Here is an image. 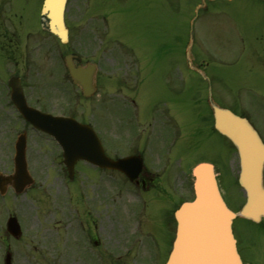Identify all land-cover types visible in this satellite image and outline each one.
<instances>
[{"label": "flooded vegetation", "instance_id": "af4514ba", "mask_svg": "<svg viewBox=\"0 0 264 264\" xmlns=\"http://www.w3.org/2000/svg\"><path fill=\"white\" fill-rule=\"evenodd\" d=\"M115 1H119L123 6L131 7L134 0ZM136 1L141 3L140 6H136V9L137 12L139 9L137 19L142 25L141 42L137 48L128 38L125 26L121 22L119 24L118 18L121 21L123 19L117 17L111 12V9L107 12L104 8V13H94L92 9L96 8L95 0H69L66 24L69 28L70 43L66 54L72 53L77 56L74 60L77 67L89 68V65H94L97 69L93 73L91 66L89 68L93 77V94L86 97L83 89L65 73L63 44L52 37L43 24L41 16L43 0L40 2L37 0L34 2L0 0V139L7 151V154L2 155L0 159V168L4 170V175H12L15 171V126L17 121L23 122L21 131L27 134V139H31L35 134L33 126L18 114L14 103L11 83L16 84L18 80L30 106L54 115L64 114L73 118L83 115L85 117L82 116L83 123L87 124L91 123L84 110L90 106H100L101 104L105 109V115L107 113L105 123L109 124V110L111 112L112 101L119 99L135 115L138 125L147 127L148 147L133 146L127 154L115 153L112 156V148H115L117 144L111 140H117L119 135L115 137L109 129L102 128L98 134L104 138L103 145L106 155L118 159L124 155H140L141 152L143 154L148 151L154 153L155 159L151 162L153 167L150 169L145 165L133 184L145 191L147 195L154 194L157 200H160L161 195L164 194L171 202V194L166 193L162 187L163 182H174L180 179L178 169L172 173L169 166L171 162L169 157L171 154V133L177 134L178 132L171 119V106L169 105L170 110L161 111L157 103H154L143 113L145 105L143 90L148 84L149 77L154 79L158 73L155 66V57L160 51L155 35L158 9L156 0ZM179 1L181 0H171V9H174L175 4ZM202 1L199 0L194 6V12ZM100 2L110 6L114 0H101ZM190 2L191 0H189ZM72 7L79 10L83 8L84 11L77 16ZM199 17L201 18L199 31L193 34L194 41H197L198 44L196 43L197 47L195 45V48L192 49L193 56L202 57L198 66L205 70L207 66L205 62L208 57H223L226 52L231 53L232 57V69L229 71L217 69L208 74L205 70L210 78L209 82L215 100L239 115L247 117L261 133H264V120L263 125L259 122V117L264 114V111L259 110V107L262 109L264 106V2L262 0L208 1L207 5L199 12ZM86 20H89L90 23L94 22V25L87 28L90 33L83 36L80 25ZM191 23L192 17L188 18V25H192ZM98 28L103 29L105 40L100 35L101 33H99L101 39H98L95 34L93 35L92 32L97 33ZM115 34L119 35L120 40L114 41V38H117ZM142 35L147 43L143 42ZM84 40L88 43L86 50L91 51L89 55L82 53L80 48H75L82 45L81 41ZM223 40H231L233 48L222 49ZM107 41H109L112 52L111 46L116 45V55L120 58L118 65L114 64V67L120 71V73H116L117 76H113L111 73L113 65H108L111 58H108L107 55L112 52L108 50L107 55L103 53V46L107 44ZM72 44L74 47L71 46ZM167 52L173 54L175 50L168 48ZM102 62L107 63L105 74H102L104 69ZM115 62L117 61L115 60ZM114 77L117 81L113 83L115 89L112 90L111 79ZM167 81L171 82L170 76L167 77ZM63 83H66L67 88V100L64 104L69 106L70 112L59 111L56 108L46 109L38 93L41 92L48 98H63L61 93V84ZM205 83L207 86L208 81ZM205 89L202 105L205 109L203 121H206L209 116H213L208 104L209 91L208 88ZM256 95L260 99L259 103L254 100ZM74 99L77 100L75 105H73ZM54 102H61V100L56 99ZM116 121L122 124V119L117 118ZM110 127H112L111 124ZM211 133L217 135L213 129ZM38 134L37 137L40 141L36 146H31L28 139L26 152L28 166L35 180L42 179L45 170L50 175V170L54 168L62 183L65 184L66 191L62 194L63 206L59 204L57 208L59 212L61 209H66L71 213L66 215H70L72 224H69L68 228L66 225H61L59 241H63L64 248H75L74 264H91L92 262L93 264H110L113 257L116 261L123 257H129L126 252L129 246L136 249L135 255L138 248L143 247V260L144 262L150 261L158 248L159 235L169 248L174 233V217L170 209L162 212L159 216L158 235L153 229L144 231L146 223L151 220L147 212L138 217L143 222L140 231H137L135 224L134 227H131L126 222L125 226L121 220L114 219L111 206L107 208L102 217L96 213L94 204L102 199H106L110 203L107 186L112 181L113 171L80 161L76 164L71 177L64 164L61 147L51 136L40 131ZM42 141H45L46 144H40ZM151 146L157 148L152 150ZM167 147L168 154L164 155L163 152ZM83 175L88 180L92 179L93 182L90 180V183H85ZM98 177L103 180V184L105 183L106 191L103 196L99 194V198H95L94 180ZM98 192L100 193L101 190ZM91 204L94 206L92 207ZM147 206L146 200L145 210ZM239 221V218L234 221L233 229L243 263L264 264V244L261 243L264 238V219L260 224L247 222L251 227L242 231L237 227ZM112 239H115L118 244L119 251L112 250ZM127 239L128 243H132L126 247ZM122 246H125L126 249L121 250ZM134 254L133 256H135Z\"/></svg>", "mask_w": 264, "mask_h": 264}, {"label": "rangeland", "instance_id": "374dc122", "mask_svg": "<svg viewBox=\"0 0 264 264\" xmlns=\"http://www.w3.org/2000/svg\"><path fill=\"white\" fill-rule=\"evenodd\" d=\"M23 1L34 2L36 0ZM37 1L40 2L41 0ZM100 1L101 0H95L96 8H93L92 11H94V13H103L105 11L104 8L109 11L110 7L101 4ZM191 2L189 3V0H181L179 4H176L177 9H173L171 12V0H156L158 24L155 35L157 37L156 44H158L160 51H158V56L155 57V66L157 67L158 73L154 79L149 77L148 84L143 90L145 104L143 106V113L154 103H157L161 111L170 110L169 105L171 106V118L176 126L175 129L178 131L176 134L177 136L173 137V142H171V154L169 156L171 159L169 164L171 172L174 173L176 169H179L182 173H188L198 161L213 160L216 162L222 174L221 185L228 194L225 198L230 207L235 209L239 207L238 205H240L244 199L242 196V189L236 181L239 170L238 155L227 139L221 135H211L209 127L204 123L205 121H203V118L205 109L201 102L206 83L199 72L192 71L187 67L186 59L182 54L185 40L188 37V32L186 31L189 27L186 18L189 17L188 11L190 7H192ZM140 4L139 1L134 0L131 7L122 6L121 4L112 6L114 7L113 12H116L114 14L123 19L121 21L120 18H118L119 24L121 22L125 26L128 33L127 36L134 43L136 48L139 47V43L141 42L140 34L142 25L137 19L139 9L138 12L136 9V6H140ZM72 9L77 16H79V14L81 15L84 11L83 8L79 10L72 7ZM196 21V28L194 26V29L199 31L201 18ZM93 25L94 22L92 21L91 23L89 20L83 21L80 25L81 34L83 36L89 34L90 31H87V28ZM122 32L125 33L124 31ZM92 33L98 36V39H101L99 33H101L100 35L104 40L106 38L103 36L104 32L101 28H98L97 33ZM115 35L117 38H114V41L120 40L119 35ZM142 40L144 43H147L143 35ZM86 42V40L81 41L82 45L75 48H80L82 53L89 55L91 51L86 50L88 46ZM71 46L74 47V44ZM222 46L231 47V40H223ZM103 47V53L107 55L108 50H110L109 41H107V44ZM168 48L174 49L175 53L169 54L167 52ZM111 49H113V52L110 50L112 54L109 53L107 55V57L109 56L108 58H111V62H108V65H113L111 73L113 76H117L116 73H120V71L114 67V64L117 66L120 58L116 55V45L111 46ZM197 58L199 59V57ZM208 58L212 59L211 57ZM223 58L224 62L219 63L218 66L212 63L211 66L221 71L231 70V58L227 56ZM114 59L117 62H115ZM102 66L104 68L102 74H105V66H107V63L102 62ZM168 76H170V83L167 81ZM116 81L117 79L115 77L111 79L112 90L115 89L113 83ZM61 86L63 98H48L47 95L41 92L38 94L41 97L42 104H45L46 109L56 108L59 109V111L68 113L70 112V108L64 104L67 100L66 83L61 84ZM242 95H244V93H242ZM56 99L61 100V102H54ZM254 100L258 103L260 102L257 95ZM76 102L77 100L74 99L73 105H75ZM259 110L263 112L264 106L262 109L259 107ZM84 111L87 113V117L97 133H99L102 128H107L115 137H117V135L120 136H118V139L115 141L111 140L113 143L117 144L115 148H112V156H114L115 153L119 155L127 154L133 146L139 148L147 146V127L138 125L135 115L129 111L125 104L119 99L112 101L111 112L109 110V124L105 123V116H107V113L105 115V109L102 104L100 106H90ZM82 116H77L80 122H83L84 116ZM117 118L122 119V124L116 121ZM263 120L264 114L259 117V122L262 125ZM206 121L208 122L209 118H207ZM140 122L142 121L140 120ZM110 124L112 127H110ZM21 128L20 121H17L15 126V134L17 136L21 132ZM29 140L31 146H36L40 141L35 134H33V137ZM2 144L3 141L0 139V159L2 155L7 154L6 147ZM40 144H46V142L42 141ZM150 148L154 150L157 147L151 146ZM163 154H168V147L164 150ZM153 155L154 153L148 151L145 153L144 158L146 159L149 156L150 159H155ZM0 169L3 170L2 168ZM46 171L47 170H45L42 179H36L35 185L27 189L24 193L17 195L9 190L5 196L0 195V264H5V257L8 251L12 254L13 264H74L73 257L75 256V248H64L63 241H59V230H61V225H66L68 228L69 224H72V218L69 217L70 215L67 216L71 213L66 209H61V212H59L57 208L59 204L63 206L62 194L65 192L66 188L54 168L50 170V175H48ZM83 176L85 183H90L92 181V179H90L91 181L88 180L85 175ZM121 179L122 177L120 175L112 173V181H110L107 186L110 203H108L106 199H102L100 202L96 201L94 204L95 210L97 214L103 217L104 212L111 206L114 219L121 220L125 226L126 222H128L129 226L134 227L135 218L132 219V207L137 203V197L131 194L133 190L127 181H122ZM94 182L96 189L95 198H99L98 195L100 194V196H103L106 191L105 183L103 184V180L99 177L95 179ZM172 185L173 182L166 181L162 186L166 193L171 194V202L164 194L161 195L160 200H157L154 194H149L144 198L148 202L146 210L144 209V205L139 203L134 207V216L143 215L144 212H147L151 217V220H149L146 223V227H144L145 232L153 229L157 234L159 231L158 220L160 214L167 211V209H172L173 204L178 201L179 198H184L183 196L187 194L184 195L182 192L180 197L179 194H176V189L173 188L172 190ZM181 186L182 185H176V187H173L177 188L179 193L182 191L180 190V188H182ZM99 190H101L100 193L98 192ZM186 191L192 196V189L188 187V189H185V192ZM170 203L171 205H169ZM94 205L91 204L92 207ZM12 215L18 218L22 226L23 234L19 239H15L7 231V220ZM237 227L242 231L248 229L251 225H249L247 221L240 220ZM157 241L158 248H156L155 255L150 261L144 262V248L140 246L136 251V255L134 254L135 256H130L128 258L123 257L117 261L115 257H113L111 262L113 264H164L168 256L169 248L165 245V241L160 235ZM131 243L132 242L128 243L127 239L125 243L126 247ZM261 243L264 244V238L261 240ZM111 245L112 250L119 251L115 239L111 240ZM126 247L122 246L121 250L126 249ZM91 264H93V262Z\"/></svg>", "mask_w": 264, "mask_h": 264}, {"label": "water", "instance_id": "95a60500", "mask_svg": "<svg viewBox=\"0 0 264 264\" xmlns=\"http://www.w3.org/2000/svg\"><path fill=\"white\" fill-rule=\"evenodd\" d=\"M65 3L66 0H46L44 12L51 19L50 30L67 42ZM66 60L74 80L87 89L89 83L85 72L73 66L71 56ZM16 102L27 119L52 134L62 145L65 162L70 171L78 160L83 159L100 167L121 170L131 179L137 177L140 163L131 159L113 161L106 157L100 140L88 125L66 118H54L53 125H47L48 119L29 109L19 96H16ZM209 102L214 112L216 129L234 144L239 153V182L246 192L247 203L238 214L259 221L264 217V143L247 119L220 107L211 96ZM25 146V139L20 138L17 144L14 182L17 193L23 192L25 187L32 183L27 172ZM194 187L195 200L185 203L176 212L177 238L167 264H242L232 233V223L237 214L230 211L223 201L213 167L201 165L195 170ZM7 228L12 235H21L16 218L9 219ZM6 264H11L10 254Z\"/></svg>", "mask_w": 264, "mask_h": 264}]
</instances>
